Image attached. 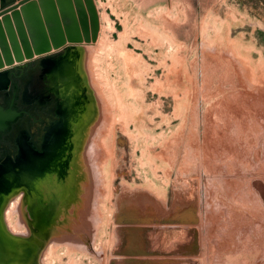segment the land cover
Returning a JSON list of instances; mask_svg holds the SVG:
<instances>
[{
	"label": "rangeland",
	"instance_id": "obj_1",
	"mask_svg": "<svg viewBox=\"0 0 264 264\" xmlns=\"http://www.w3.org/2000/svg\"><path fill=\"white\" fill-rule=\"evenodd\" d=\"M69 2L87 28L54 51L74 72L75 198L55 201L30 264H264V0ZM16 203L6 232L26 225Z\"/></svg>",
	"mask_w": 264,
	"mask_h": 264
},
{
	"label": "flooded vegetation",
	"instance_id": "obj_2",
	"mask_svg": "<svg viewBox=\"0 0 264 264\" xmlns=\"http://www.w3.org/2000/svg\"><path fill=\"white\" fill-rule=\"evenodd\" d=\"M8 4L1 5L0 9ZM57 61L66 68L52 65L49 72L45 63ZM27 62L7 70L0 85V107L5 110L6 106H12L14 92L15 110L21 116L6 121L5 134H0V204L19 201L27 225L26 228L23 225V231L6 232L0 223V264H30L29 245L45 232L55 201L75 198L73 191L67 190L68 153H62L71 111L65 89L74 83L71 57L53 52ZM63 71L68 73L65 78ZM30 72L35 76L24 86ZM9 244H22L28 253L12 255Z\"/></svg>",
	"mask_w": 264,
	"mask_h": 264
},
{
	"label": "water",
	"instance_id": "obj_3",
	"mask_svg": "<svg viewBox=\"0 0 264 264\" xmlns=\"http://www.w3.org/2000/svg\"><path fill=\"white\" fill-rule=\"evenodd\" d=\"M69 4V0H14L0 9L2 74L34 57L52 54L66 39L79 41L78 24L82 32L87 33L82 12L77 10V23ZM91 30L93 35V23ZM20 117L15 110L12 92V106H6L5 110L0 107V134H5L6 121Z\"/></svg>",
	"mask_w": 264,
	"mask_h": 264
},
{
	"label": "bare ground",
	"instance_id": "obj_4",
	"mask_svg": "<svg viewBox=\"0 0 264 264\" xmlns=\"http://www.w3.org/2000/svg\"><path fill=\"white\" fill-rule=\"evenodd\" d=\"M50 51H52V49H51ZM69 64H70V63H69ZM54 66H55V67H60V68H66V66H64L62 62H61V63H57L56 65H53V67H54ZM68 66H69V65H68ZM3 76H4V75H3V74L1 73V71H0V85H2L3 82H4V78H3ZM253 80H254V79H253ZM186 92H187V91H186ZM112 133H113V132H112ZM173 134H174V133H173ZM110 154H111V153H110ZM81 155H82V154H81ZM83 157H84V155H83ZM80 158H82V157H80ZM79 166H80V165H79ZM81 166H82V165H81ZM81 168H82V167H81ZM82 169H83V168H82ZM82 169H81V170H82ZM78 172H80V171H78ZM83 173H84V172H83ZM85 173H86V172H85ZM82 175H83V174H82ZM83 177H85V175H84ZM85 179H86V178H85ZM181 182H182V181H181ZM83 185H84V184H82V186H81L82 189H83V187H84ZM132 189H133V188H132ZM81 194H82V193H81ZM90 196H91V195H90ZM82 198H83V196H82ZM76 202H77V201H76ZM86 202H87V201H86ZM18 203H19V201H18ZM18 203L15 204V206H14V207H15V212H13V213H16L17 215H20V220L17 222L16 225H14V226L12 227L13 229H14V228H15V229L18 228V223L25 224V221H24V219H23V217H22V215H21V212H20V211H21V208H20V205H19ZM78 204H79V203H78ZM78 204H77V205H78ZM8 215H9V214H8ZM12 215H13V214L11 213V216H12ZM11 216H10V217H11ZM78 223H79V222H78ZM10 224H11V220H10ZM25 226H27V225H25ZM75 226H76V225H75ZM76 228H77V227H76ZM76 228H75V229H76ZM15 229H14V230H15ZM77 229H78V228H77ZM77 229H76V230H77ZM27 230H28V229H27ZM77 231L79 232L80 230H77ZM77 231H74V233H75V232L77 233ZM76 233H75V234H76ZM77 234H78V233H77ZM26 235H27V234H26ZM56 239H57V238H56ZM63 239H64V238H63ZM65 239H68V242H69V238H65ZM76 239H77V238H76ZM58 240H59V239H58ZM70 241H71V240H70ZM74 243H75V242H74ZM74 243H73V244H74ZM66 244H67V243H66ZM71 245H72V243H71ZM67 246H68V245H67ZM57 247H58V246H57ZM65 247H66V246H65ZM69 247H70V245H69ZM72 247H73V246H72ZM69 249H70V248H69ZM71 251H72V250H71Z\"/></svg>",
	"mask_w": 264,
	"mask_h": 264
},
{
	"label": "crops",
	"instance_id": "obj_5",
	"mask_svg": "<svg viewBox=\"0 0 264 264\" xmlns=\"http://www.w3.org/2000/svg\"><path fill=\"white\" fill-rule=\"evenodd\" d=\"M13 0H0V6L1 5H5V4H8L9 2H11Z\"/></svg>",
	"mask_w": 264,
	"mask_h": 264
}]
</instances>
